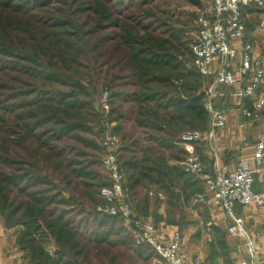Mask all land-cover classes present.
Segmentation results:
<instances>
[{
  "label": "rangeland",
  "instance_id": "obj_1",
  "mask_svg": "<svg viewBox=\"0 0 264 264\" xmlns=\"http://www.w3.org/2000/svg\"><path fill=\"white\" fill-rule=\"evenodd\" d=\"M198 10L185 0H0V208L15 206L12 220L28 226V264H70L69 248L82 264H162L118 219L103 238L112 216L98 211L108 182L101 139L117 135L121 165L124 146L135 153L156 136L134 121L145 101L171 126L179 100L202 93L190 53ZM105 95L107 115L98 112ZM150 181L134 197L127 190L133 202L154 192Z\"/></svg>",
  "mask_w": 264,
  "mask_h": 264
},
{
  "label": "built area",
  "instance_id": "obj_2",
  "mask_svg": "<svg viewBox=\"0 0 264 264\" xmlns=\"http://www.w3.org/2000/svg\"><path fill=\"white\" fill-rule=\"evenodd\" d=\"M252 13L264 11V0H210V5L198 10L195 39L190 47L193 67L203 79L210 76L209 68L222 61L216 72L218 85L229 89L236 83L231 70H227L234 61L238 50L233 42H241L240 60L236 66L241 78L248 79L241 84L238 93L240 100H247L249 107H241L240 116L256 123L264 113V55L254 54V45L242 43L246 25L242 20L243 10ZM264 27V21L260 22ZM179 84H176L178 86ZM205 108L210 119V131L202 135L190 132L181 135V142H206L207 136L226 125V112L214 106L215 92L205 88ZM98 112L107 115L109 103L106 95L98 103ZM104 156L101 167L106 174L108 186L100 189L99 197L104 207L98 211L116 217L130 233L136 246L148 247L162 264H184L182 254V235L179 231H166L149 218L142 216L134 207L126 190V178L118 162L120 139L106 132L101 139ZM264 166V141L255 144L253 165L241 159L233 169L215 168L207 173L200 162L192 155L183 161V170L200 182L203 192L195 194V201L209 207L221 208L233 221L227 233L245 238L243 219L236 214L235 207L264 205V191L255 193L253 186L256 177ZM254 256V252H250ZM240 264H247L241 261Z\"/></svg>",
  "mask_w": 264,
  "mask_h": 264
},
{
  "label": "crops",
  "instance_id": "obj_3",
  "mask_svg": "<svg viewBox=\"0 0 264 264\" xmlns=\"http://www.w3.org/2000/svg\"><path fill=\"white\" fill-rule=\"evenodd\" d=\"M243 11L242 20L246 29L242 43L253 44L254 54L264 55V27L260 25V22L264 21V11L258 12L256 22L246 21L245 16L248 17L252 12L248 9ZM258 43L263 44L262 48ZM233 45L238 53L227 70L234 73L235 85L226 89L217 84L216 72L223 66L222 61H218L210 66V76L202 80L201 88L202 90L207 88L210 92L218 94L213 104L226 112V125L209 134L206 142L184 143L181 142L180 137L178 140L175 136L168 149L155 148L154 146H159L155 142L143 148L150 149L155 160L161 155V164L167 167L169 178L172 179L165 181L164 185L158 183L154 192L147 194L150 196H148V215L145 217L156 220L157 223L153 220L155 224L168 232L175 230L180 232L183 237L181 251L184 264H240L241 261L247 264H264V205L236 206L235 212L243 219L246 237L232 236L227 233L228 227L233 224L232 219L221 208L196 202L194 196L203 192L202 185L183 170V161L188 155L194 156L207 173H213L216 167L231 170L241 159L247 160L252 166L255 144L264 141V113L261 120L256 123L240 116L241 107H249L247 100L238 98L241 84L248 79V76L241 78L237 73L241 42L234 41ZM196 130L198 131L192 132L208 134L210 119L204 128ZM185 133L190 132L185 130L180 132V135ZM119 135L126 139L125 133L121 132ZM147 141L150 142L148 139ZM154 148L155 152H153ZM141 155L142 152L139 151L137 156ZM124 158L121 159L122 164ZM124 175L128 182L125 172ZM253 190L255 193L264 191V166L255 179ZM182 221L186 224L183 225ZM22 232V225L8 226L5 218L0 214V264H28L25 251L18 244ZM250 252H254L255 255L252 256Z\"/></svg>",
  "mask_w": 264,
  "mask_h": 264
},
{
  "label": "trees",
  "instance_id": "obj_4",
  "mask_svg": "<svg viewBox=\"0 0 264 264\" xmlns=\"http://www.w3.org/2000/svg\"><path fill=\"white\" fill-rule=\"evenodd\" d=\"M29 1L33 5H35L38 1H46V0H29ZM185 1L193 7L201 8V0H185ZM69 20H71V19L69 18ZM72 22H74V21L71 20V23ZM175 87H177V89H178L181 87V84H179L178 86H175ZM148 97H150V96H148ZM179 103L182 104V108L179 111H181L183 114H180L178 112V114L176 116L175 115L172 116L173 117L172 118L173 125L176 128H178L177 129L178 132L185 131L187 129L188 130L201 129V128H204L208 124L209 115H208V112L206 111V108H205V104H204L205 103V96L203 95V93H200V94L195 95L193 97H186V99L184 98L183 100H179ZM145 104H147L148 106H147V110L145 112H142V114H141L143 119H141V118L138 119L137 116H134V121H135L136 125H138L140 128H143L144 130H146V129L152 130L156 136H149V138H148L149 141L154 140V141L159 143V144L158 143L157 144L160 147L168 149V146L171 144L174 137L177 135L176 131H174L172 129L173 125H171V126H167V125L166 126H160V122L162 121V119L160 118L159 111L156 108V102L153 101V99L148 100V102L145 101ZM136 110H137V108H136ZM139 116H140V114H139ZM163 133H166V135H161ZM122 139H124V137H122ZM122 139H121V141H122ZM121 149H122V147H121ZM121 149H120V151H121ZM123 149L131 152L130 156L126 155V158H124L125 161L123 162V164L121 162L120 167H121L123 173L125 172L127 175L128 182L126 181L125 186H126V190H129L131 193H134V194H132V197H134V195L137 191V188H138L141 181L151 180L150 182H155V183H159V184L161 183L162 185H164L165 181H169V180L171 181L172 180L169 178V171H167L168 170L167 167L163 166L161 164V160H162V158H160L161 155H159L158 156L159 158H157V160H155V158H153L152 154L150 153V149H143L142 150L141 148H139V146H137L135 153H133L131 145L130 146H124ZM139 151L142 152V155L140 157L137 156V153H139ZM141 166H148V167L142 168ZM103 186L104 187L108 186V182H106V184L105 183L101 184L99 188H101V187L103 188ZM130 195L131 194H129V196ZM59 196L62 197L61 193L59 194ZM130 198H131V196H130ZM77 201H79V199ZM131 201H132L134 207L137 208L139 210V212L142 214V216L148 215V206H147L149 204L148 195H145L141 198L142 203L141 202L135 203V202H133L132 198H131ZM139 204H141V205H139ZM4 209L0 208V214L5 218L6 224L8 226L9 225H15V224H19V225L23 226V232H22V234L18 240V244L21 247V249L24 250V248H22V247H24L23 244H26L25 239L29 234L28 228H27L28 226L26 223L20 222V220H15V219L12 220V217L14 215V209H16L15 206L13 208V205L9 204V208L6 207ZM49 216H50V217H48L49 219L53 218V219L58 221V220H60V217H62V213L58 214V216L57 215L55 216V214L52 213V214H49ZM54 217H56V218H54ZM110 220H112L113 222L110 221L109 226H105L107 228V230L101 232V233H104L103 238L106 237V239L108 238V234L110 233L111 228H112V231L114 230V232H116V233L119 231L117 228L114 227L115 225H113L114 222L117 223V221H116L117 218L111 217ZM112 225H113V227H111ZM63 229H66V226L61 225V227L57 230L56 236H58L60 231H62ZM54 243L58 244V241L55 240ZM143 247H146V246H143ZM146 248H148V247H146ZM67 253H69L70 257L72 258L70 264H82L83 263L82 260L78 257V253L74 252L73 248H69ZM37 262L35 261V262H33V264H38Z\"/></svg>",
  "mask_w": 264,
  "mask_h": 264
}]
</instances>
